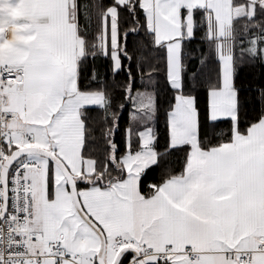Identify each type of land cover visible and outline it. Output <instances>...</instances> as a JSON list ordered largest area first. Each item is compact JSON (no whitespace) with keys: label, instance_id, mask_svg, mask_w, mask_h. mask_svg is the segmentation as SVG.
Instances as JSON below:
<instances>
[{"label":"crops","instance_id":"obj_1","mask_svg":"<svg viewBox=\"0 0 264 264\" xmlns=\"http://www.w3.org/2000/svg\"><path fill=\"white\" fill-rule=\"evenodd\" d=\"M72 2L0 0V62L25 64L20 80L4 85L1 90V107L18 113V119L6 126L12 138L11 147L34 145L58 154L59 145L69 136L65 132L71 130L78 131L74 153L81 152L83 123L79 113L86 106V95L77 86L74 59L77 33ZM102 96L103 103L98 106L107 102ZM179 100L177 103L176 99L169 114V142L170 146L190 145L180 174L163 181L150 196L141 193L142 172L158 160L150 120L138 132L141 146L121 158L122 178L113 183L86 185V212L102 229L106 240L104 262L111 264L115 259L119 251L113 249V240L126 231L136 244L176 251L177 255L166 264H188L185 252L190 249L201 252L198 264H239L237 253L226 251L242 250L247 242L257 250L255 264H264V250H260L264 236V122H259L264 117L256 127L261 139L255 136V144L248 148L242 141L252 135L248 131H235L231 141L202 149L198 145L194 99L180 96ZM233 102L234 98L225 101L222 86L209 91V118L236 119ZM68 109L77 121L67 131ZM131 113L132 121L144 120L135 107ZM25 133L31 136V141L24 139ZM236 140L239 145H235ZM87 165L88 172L81 164L74 173L91 175L94 163ZM31 228L41 230L33 225L32 219ZM44 234L45 242L33 249H42L47 241L59 236L53 232ZM86 234V244L75 234V243L72 245L69 240V249L81 254L82 259L86 257V264H96L87 258H96L100 240L93 235L94 231L86 229ZM107 254L110 260L106 259ZM130 255L133 253L128 251L124 258ZM145 262L159 264L154 258ZM31 264L56 263L46 259ZM63 264L76 263L66 260Z\"/></svg>","mask_w":264,"mask_h":264},{"label":"trees","instance_id":"obj_2","mask_svg":"<svg viewBox=\"0 0 264 264\" xmlns=\"http://www.w3.org/2000/svg\"><path fill=\"white\" fill-rule=\"evenodd\" d=\"M262 0H256V2ZM247 0H230L232 6ZM76 33L81 51L76 59L77 86L80 91L102 92L106 104L80 109L83 123L81 155L94 161V172L78 179V188L113 183L123 176L121 158L129 150L138 149V132L130 116V99L135 90H151L154 94L153 148L158 160L144 169L140 190L150 196L166 179L184 170L189 144L170 146L169 114L176 96L194 99L198 115V145L202 149L220 146L232 140L235 131L246 133L264 117V3H257L250 15L231 21L232 84L235 89L236 119L212 120L208 113V93L221 88V62L216 51L218 37H209L205 10L193 12V36L183 38L181 45V86L172 87L168 76L165 46L155 41L146 25V14L140 0L126 4L116 0H73ZM117 6V27L121 67L113 70L109 54L103 52L102 26L109 6ZM150 121V120H149ZM13 150L11 147L10 151ZM47 188L52 189L51 161Z\"/></svg>","mask_w":264,"mask_h":264},{"label":"rangeland","instance_id":"obj_3","mask_svg":"<svg viewBox=\"0 0 264 264\" xmlns=\"http://www.w3.org/2000/svg\"><path fill=\"white\" fill-rule=\"evenodd\" d=\"M129 1L130 0H116V3L126 4ZM140 3L146 14V25L148 29L154 33L155 41L157 43H163L165 46L168 76L172 87L181 86V45L183 38L193 36L194 9L200 7L205 10V17L209 24L207 33L209 37H218L216 51L221 62L222 87L224 89L225 101L229 102L231 98H234L233 103L236 105V97L234 96L235 89L232 84V47L231 41L229 40L232 32L231 21L238 16L251 14L257 4L256 0H248L245 4L237 6H232L230 0H140ZM73 9L74 7H72V14L75 15V9ZM76 39V53L74 55L75 66L77 56L81 51L80 39L78 36ZM102 43L103 52L109 54L112 60L113 70H118L121 67V55L116 5L109 6L104 13ZM83 93L86 95V106H98L100 103H103L102 92L86 91ZM179 97L180 95L176 96L177 103H180ZM129 103L130 108L135 107V111L138 110V113L142 112L144 116V120L141 118V122L132 121L133 125L142 126L149 120L153 122V91L135 90ZM66 114V119L70 122L65 128L68 131V129L73 127L70 126L72 125L71 123L74 124L77 118L69 109ZM130 115L132 117L133 113ZM259 122L262 123L264 121ZM259 122L252 124L248 128V132L252 136H247L242 141L245 148L255 144V136L256 138L259 137V130L256 128ZM75 129H77L76 126ZM76 132L78 131L70 130L68 133L65 132V134H69V136H65L62 145H59L61 149L57 151L58 154L55 153L64 161L73 174H75L76 168H80L81 164L83 165L84 171H87V167H89L87 163H91V165L94 163L92 159L83 158L80 151L74 153L77 147ZM239 144L240 141L236 140L235 145ZM25 157L38 161L43 167L38 173L31 171L29 174L33 182V225L37 229L43 230L46 234H51V232L55 235L67 234L72 245L75 243L74 237L75 234H77V239L82 238L84 240L83 243L86 244V237H88L86 229L89 231L93 230L77 215L72 204L67 181L60 169L56 166L52 168V189L49 192L47 180L51 170H49L50 165L47 158L36 154H28ZM78 196L82 206L86 210V187L78 189ZM93 235L98 237L96 233ZM106 259L110 260L108 254ZM79 264H86V260L82 258L79 259Z\"/></svg>","mask_w":264,"mask_h":264},{"label":"built area","instance_id":"obj_4","mask_svg":"<svg viewBox=\"0 0 264 264\" xmlns=\"http://www.w3.org/2000/svg\"><path fill=\"white\" fill-rule=\"evenodd\" d=\"M23 69L22 64L0 62V90L6 84L17 82ZM17 117L16 111L0 108V264L35 263L48 258L54 259L57 264H62L64 260L76 263L80 255H71L66 234L47 242L44 249L32 248L34 244L44 241L43 232L30 227L33 213V182L29 174L31 171L37 173L41 170V165L37 161L20 159L12 165L8 174V208L7 212L1 215L3 201L1 173L4 161L8 157L7 147L10 143V135L5 126L7 122L14 121ZM25 138L31 139L27 134ZM131 243L126 234L118 236L115 240L116 247ZM140 248L142 257L156 255L161 262H166L168 257L174 254L169 248L154 251L145 244ZM261 248L264 249V239ZM253 253L254 250L249 245L246 246L238 258L239 262L254 264ZM188 256L189 264H196L200 260L197 251H188ZM127 264H137L136 259L132 258Z\"/></svg>","mask_w":264,"mask_h":264},{"label":"water","instance_id":"obj_5","mask_svg":"<svg viewBox=\"0 0 264 264\" xmlns=\"http://www.w3.org/2000/svg\"><path fill=\"white\" fill-rule=\"evenodd\" d=\"M28 154H36L43 156L47 158L49 161H51L53 164H55L62 174L64 175L66 181H67V186L71 195L72 199V204L73 207L78 214V216L98 235L99 240H100V245H99V250L96 256V262L97 264H106L104 262V254H105V246H106V240L104 233L102 229L98 226V224L87 214V212L84 210L79 196H78V189H77V182L76 180L78 179V175L72 174L65 163L62 161L60 157H58L56 154H54L51 150L45 149L42 147H37L34 145H29V146H24V147H18L14 149L9 157L6 159L4 163V167L2 170V188H3V211L2 214L6 212L7 204H8V182H7V174L10 166L17 161L19 158L24 157ZM131 251L135 256L138 255V251L134 248L130 247H125L122 248L116 255L115 259L112 261L111 264H120L123 255ZM138 264H146L144 261L141 259L138 260Z\"/></svg>","mask_w":264,"mask_h":264}]
</instances>
